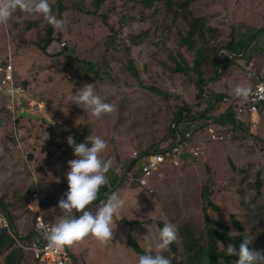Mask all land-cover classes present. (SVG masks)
Masks as SVG:
<instances>
[{
  "label": "rangeland",
  "instance_id": "374dc122",
  "mask_svg": "<svg viewBox=\"0 0 264 264\" xmlns=\"http://www.w3.org/2000/svg\"><path fill=\"white\" fill-rule=\"evenodd\" d=\"M170 1L171 6L165 0L146 8L139 0H106L97 9L94 0H50L53 12L65 22L63 31L55 30L42 15L20 10L13 13L6 26L0 25V63L11 51L19 79L46 102L49 114L67 128L66 132H58L43 124L25 123L20 135L24 148L19 147L0 100V143L20 152L11 158L21 161L17 166L23 171L26 167L27 178L30 175L25 197L32 196L37 180L43 210L52 225L63 214L58 202L66 198L68 190L67 162L75 159L67 137H83L85 141L92 133L107 142L100 156L111 158L113 164L98 198L110 190L119 193L125 205L114 216L112 239L101 242L91 234L86 236L84 247L93 264H137L139 256L128 245V235L145 250L156 252L160 224L165 223L177 226L175 244L179 250L169 247L163 255L171 260L175 256L184 258L181 231L185 226L205 232L206 200L202 190L208 182L211 198L219 207H209L208 214L238 233L231 220L235 214L253 239L251 249L264 251V120L257 126L254 145L248 143L244 134L229 143H211L206 156L186 161L180 167L169 163L160 166L146 187L127 186L118 174L127 168L134 150H152L170 142V125L180 108L187 107L192 115H197L213 104L206 118L215 120L218 115L234 112L236 102H244L235 96L237 85L252 88L264 78L256 71L255 61H251L264 53V0H192L188 6L182 5L183 0ZM187 9L203 17L206 41L198 40V44L203 45L211 60L220 63L219 69L227 65V56L218 57L217 52L227 49L231 42H241L238 53L234 52L236 56L229 58L232 63L227 65L239 67V74L230 81V91L217 89L210 82L200 94L199 76L193 69L176 71L178 63L184 67L193 65L196 57V52L182 41L190 29ZM49 33L53 41L44 52L39 45L45 44ZM131 60L140 72L139 78L129 69ZM201 68L207 78L212 76L206 62ZM85 83H93L96 94L114 104L116 110L97 118L90 108L72 102L76 90ZM141 84L155 86L162 93ZM24 150L28 164L22 157ZM9 159L0 156V190L10 188L13 181ZM19 173L25 175L21 169ZM259 174L263 185L257 190ZM0 200L4 202L3 198ZM25 203L14 204V216L20 218L19 231L27 224L30 232L35 212L28 205L34 202ZM98 204L88 207L94 211ZM201 243H206V239ZM25 262L34 264L32 258Z\"/></svg>",
  "mask_w": 264,
  "mask_h": 264
},
{
  "label": "clouds",
  "instance_id": "9594fccd",
  "mask_svg": "<svg viewBox=\"0 0 264 264\" xmlns=\"http://www.w3.org/2000/svg\"><path fill=\"white\" fill-rule=\"evenodd\" d=\"M16 10H20L29 14L42 15L46 19V21L57 31H63L65 29L64 20L62 18H59L53 12L50 0H0V25L6 26ZM227 51L231 52L229 50ZM9 53H11V51H9ZM219 53L218 57H220L221 55H228L232 57L231 55L223 52H221L220 54ZM231 53L232 55H234L233 52ZM13 61L15 66L14 58ZM234 93L236 97L247 101L250 95L252 94V89L247 86L237 85L234 89ZM72 102L79 106L83 105L87 108H90L92 115L97 118H100L104 114H110L116 110V106L114 104L105 102V100H103L99 95L96 94L93 83H85L81 88L76 90L75 95L72 98ZM238 105H235V108ZM24 117L30 118L28 116H20L21 119ZM43 121L46 122V118H44ZM53 123L55 122L51 119L50 116L49 124ZM67 143L73 148V154L75 156V159L69 160L67 162L69 165V171L66 173L68 190L64 194L66 198H61L58 202V207L63 214L55 224L51 226L41 224L38 226V230L42 232L44 238L48 241L49 247H62L65 245L70 246L75 241H78L89 234L93 235L97 240L101 242H107L108 240L113 238V232L116 227V220H114V216L120 209L124 207L125 200L121 198L119 193L112 192L108 196L107 200L101 201L96 206L94 211L89 209L88 207L98 199L99 190L102 186L107 183L106 174L109 172L113 164L111 158L105 160L102 159L100 156L101 152H103L107 148V142L101 136L94 135L91 133L82 143H77L75 139L71 135H69L67 137ZM21 145L22 148H24L22 142ZM138 151L141 153L140 150ZM21 153L23 159L25 158L24 155L27 157V164L30 163L27 152H25L24 150ZM133 158L136 159L137 167V163L140 159L134 156ZM153 178L154 176L151 178V180H153ZM34 191L35 187L33 189V192ZM32 201L34 203L28 205V207L30 209H34V212L35 210L38 211V207L35 204L36 200L33 197ZM74 213L82 214L74 215ZM34 221L30 231L31 233H33ZM234 232L235 231L230 232L229 235L231 236ZM28 233H26L25 235H21L19 233L18 235L26 237L28 239ZM177 237V226L172 223H165L163 227L159 230L158 242L155 245V248L157 250L156 253L153 254L152 252L147 251L144 254L139 255L137 264H172L171 259L163 255V253L169 249L170 245L176 241ZM252 242L253 239L249 235L245 234L244 239L239 244L238 248L234 244H229L225 248L226 254L229 256L239 257V259L235 261V264H264V252L251 249L249 245ZM70 256L72 257L74 264H83L80 261L77 262V260H75V258L71 254Z\"/></svg>",
  "mask_w": 264,
  "mask_h": 264
},
{
  "label": "built area",
  "instance_id": "2783aa9c",
  "mask_svg": "<svg viewBox=\"0 0 264 264\" xmlns=\"http://www.w3.org/2000/svg\"><path fill=\"white\" fill-rule=\"evenodd\" d=\"M232 55L231 52L220 50V53ZM219 53V54H220ZM252 94L247 101L240 103L232 115V122H217L214 119L196 118L174 120L170 127L173 137L160 151L146 153L144 156L138 150H134L133 156L140 159L136 170H121L125 185L138 184L147 186L153 176L152 173L160 166L169 163L179 167L187 160L200 158L206 154L211 143H229L235 141L238 136L244 134L248 137V143L254 145L257 139V126L264 120V78L257 80L253 85ZM0 100L5 106L8 119L12 126L13 138L17 145H21V118L20 113L27 111L55 122L50 124L58 132H66V126L59 124L55 117L48 112L46 102L35 96L29 87L19 80L15 73L14 61L11 53L0 63ZM184 126V129H181ZM25 159L27 157L24 155ZM32 197L36 200L35 221L33 225V237L27 239L12 230L9 216L0 204V230L6 229L14 238L15 244L29 251L33 259L47 264H74L72 257L65 246L49 247L38 226L41 224L51 226L45 218L42 210L40 186L35 181V191Z\"/></svg>",
  "mask_w": 264,
  "mask_h": 264
},
{
  "label": "trees",
  "instance_id": "16d2710c",
  "mask_svg": "<svg viewBox=\"0 0 264 264\" xmlns=\"http://www.w3.org/2000/svg\"><path fill=\"white\" fill-rule=\"evenodd\" d=\"M97 6V9L100 8L101 4L105 2L106 0H94ZM144 7L146 8H152L154 5L157 3H160L165 0H139ZM192 0H183L182 5L183 6H188L189 2ZM168 6H171V1L167 0ZM188 15H186V18L189 20V33L188 35L184 38H182L183 43H186L189 47V49L193 50L196 52V57L194 59L193 65H186L185 67L178 63L176 71L177 72H188L189 70L193 69L199 76L198 78V86L200 88L199 93H204V90L206 89L205 85L207 86L210 82H213L215 79H218L224 71H226L232 63L229 58H232L233 56H236L234 54L232 57L228 55H224L225 61L227 62V67L224 66L223 69H219L220 63L216 61V59L211 60L210 56L206 54L207 52H204V47L203 45L198 44V40L201 42L206 41V35H205V24L203 22V17L201 16H196L191 10L187 9ZM97 13V10L95 11ZM104 16H106L104 14ZM210 29H212L209 26ZM53 41V36L51 33L48 34V37L46 39V42L44 45H39V47L45 52V50L49 47V45ZM241 42H236L233 43L231 42L230 45H228L227 49L226 48H221L220 50H229L231 52H236L238 53L237 47ZM54 44H52L53 47ZM241 48V47H240ZM219 50V51H220ZM219 52H217L218 54ZM216 54V55H217ZM184 60V59H183ZM220 60V59H219ZM203 62H206V66L208 68V72H212V76H209L208 78L206 77V73L202 70L201 65ZM86 64L90 65L92 69L95 68L94 64L91 62H86ZM129 69L132 72V74L136 77L139 78L140 72L135 65V63L131 60V64L129 65ZM15 73L17 78H20L19 72L17 70L16 64H15ZM96 73H98L96 71ZM20 80V79H19ZM22 83L26 86L27 84L22 80ZM143 88L151 90L157 94H161V90L156 88L155 86L151 85H145L141 84ZM213 104L208 108H212ZM207 109V110H208ZM187 110V113L185 112ZM207 110H203L197 115H192L189 112V109L187 107H182L178 110V112L175 115V120H182V119H202L206 117ZM232 115L231 114H222L218 115L215 118V121L217 122H232ZM22 127L25 123H39L46 125L48 127H51V125L47 122H40V121H34L30 118L24 117L21 119ZM173 132L170 131V139L173 137ZM75 141L77 143H82L84 141V138H78L74 137ZM162 147L159 148H153L152 150L150 149H144L141 151L142 156H144L146 153L149 152H156L160 151ZM133 157V156H132ZM128 171H133L136 170V159L132 158V160L127 164V168H125ZM261 174L258 175L256 179V188L257 190H260L262 187V182L261 180ZM112 192L109 190L108 192L105 193V196L100 195L99 198L94 201L93 203H100L105 199V197H108ZM202 196L206 200V204L203 207V212H204V228L205 232H199L197 229H192L190 226H185L184 230L181 231L182 239H183V252H184V258H179L178 256H175L171 262L172 264H235V261L239 259L238 256H229L226 254L225 248L229 244H234L237 248L239 247V244L243 241L244 235L246 233L245 227L242 223V221L236 216L235 214L231 215V220H232V226L237 229L238 233H233L231 236L229 235L231 231V226L228 225L227 223L223 222L222 220L212 218L208 214V208L209 207H214V208H219L218 206L215 205L211 198V187H210V182H208L203 190H202ZM104 197V198H103ZM0 203L6 212V214L10 218L11 222V227L14 233L19 234L17 230V226L15 223V218L13 213L9 210L6 204H4L3 200H0ZM75 215H78L75 213ZM164 224H160V229L163 227ZM28 239H30L33 236V233L29 232L28 233ZM205 238L206 243H201V240ZM128 245L134 250V252L139 256L141 254H144L147 252L139 243L138 241L130 234L127 237ZM221 244H224L225 247H221ZM170 247L174 251H178L179 248L176 246L175 242H173ZM251 248V246L249 245ZM153 254L156 252L150 251ZM264 252V251H263ZM5 253V254H4ZM27 258H32V254L29 251H26L22 249L21 247L17 246L15 244L14 238L8 233L6 229L0 230V264H27L25 260ZM34 261V264H47V263H42L39 260H35L32 258Z\"/></svg>",
  "mask_w": 264,
  "mask_h": 264
},
{
  "label": "crops",
  "instance_id": "0c3cea01",
  "mask_svg": "<svg viewBox=\"0 0 264 264\" xmlns=\"http://www.w3.org/2000/svg\"><path fill=\"white\" fill-rule=\"evenodd\" d=\"M255 3L256 2L252 3V5ZM239 47H240V45H239ZM255 57L257 60L251 59V61L252 62L255 61L254 64L256 65V71L258 72V74H260L262 76V75H264V53L260 54L258 57L254 56V58ZM236 68L239 69V67H237V66H231L226 71H224L218 79H215L213 81L215 88L218 89V87L219 88L223 87L226 90L230 91V89L232 88L230 81L235 80V77H237V75L239 74L237 72ZM237 82L239 83L238 80H237ZM251 87H253V86H251ZM236 103H235V105H236ZM210 147L211 146H209V148ZM209 148L207 149V153H208ZM0 152L2 153V155H0V156H7L10 158L9 159L10 164L8 165V167L13 169L12 174H11V178L13 181L10 184V188L8 186H6L5 190H0V198H3L5 203L13 205V206L7 205V207L13 213V215H16V205H14V204H16V203L22 204L23 202L25 203V200H26V203H28L29 201L32 202V197H30V198L25 197V194H26V191L28 188V184H29L28 178L30 177V175L27 178V174H25L26 167H24V171H23V168L17 166L18 163L21 161L17 160V162H15L11 158L12 155H17L18 153H20L19 151L17 153L16 150H13L11 148H7L5 145L1 144ZM22 163H24V162L22 161ZM20 169L25 175L19 173ZM43 212H44V215L46 216V213L44 210H43ZM46 217H48V216H46ZM14 218H15V223H16L18 232L21 235H25L26 233H28L29 229L27 228V224H24L23 231H19L18 219L20 220V218H17L16 216H14ZM32 224H31V227H32ZM23 233H25V234H23ZM86 241H87V237L85 236L84 238L80 239L79 242L75 241L72 245L66 246V247H67L69 254H71L75 258V260H77V262L80 261L83 264H93V260L87 254V248L84 247V244L86 243Z\"/></svg>",
  "mask_w": 264,
  "mask_h": 264
},
{
  "label": "water",
  "instance_id": "95a60500",
  "mask_svg": "<svg viewBox=\"0 0 264 264\" xmlns=\"http://www.w3.org/2000/svg\"><path fill=\"white\" fill-rule=\"evenodd\" d=\"M20 116H21V117H22V116H28V117H30L31 119H33V120H38V121H43V120H44V118H42V117H40V116H37V115H34V114H31V113H29V112H27V111L22 112V113L20 114Z\"/></svg>",
  "mask_w": 264,
  "mask_h": 264
}]
</instances>
